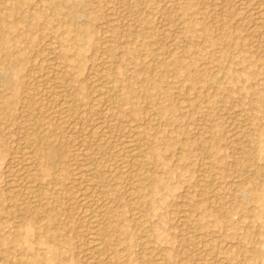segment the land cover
Wrapping results in <instances>:
<instances>
[{"label": "rangeland", "instance_id": "rangeland-1", "mask_svg": "<svg viewBox=\"0 0 264 264\" xmlns=\"http://www.w3.org/2000/svg\"><path fill=\"white\" fill-rule=\"evenodd\" d=\"M68 13H73L74 19L69 20ZM85 28V35H80ZM104 50L108 52L104 54ZM107 70L117 82V98L114 95L111 100L102 92ZM0 75L1 264H16L14 260L24 255L27 264H108L102 258L89 257L86 243L91 216L98 213V224L106 225L107 209H99V213L92 206L95 202L103 206L106 196L99 192L89 199L94 200L86 209L75 195L79 194L78 186L69 183L79 165L78 146L84 143L98 159L97 170L103 174L96 180L98 185L109 179V174L104 176L106 172L117 174L127 160L124 146L131 126L142 134L144 146L147 144L142 159L147 170L143 169L136 179L141 178L146 185L144 211L129 201V188L136 181L118 180L122 197L112 204L110 213L119 220L122 234L105 237L111 264H149L151 255L159 264H264V0H0ZM60 76L69 79H65L68 87L60 85ZM73 86L78 91H73ZM55 97L77 101L78 118L67 127L51 115L56 108ZM32 118L44 121L40 129L44 141L50 136L47 143L55 140L53 150L45 151L47 162L50 158L52 164L59 158L66 160L67 174L47 176L48 185L36 191L41 195L50 189V198L37 197L36 204L34 199L28 209L17 211L12 202L15 192L24 196V183L15 172L27 152L23 150L28 145L24 131ZM147 118L154 123L151 125ZM245 128L250 133L252 175L241 172L244 143L239 133ZM119 155L123 157L119 159ZM155 178L163 180L162 186L152 183ZM210 179L213 182L206 189L205 181ZM122 184L128 186L123 189ZM212 194L223 203L222 213L205 201ZM45 203L53 209L50 218L37 207ZM13 210L18 218L10 216ZM184 212H192L193 220L181 222ZM16 220L21 222L17 231L29 237V250L25 252L16 251L13 243ZM47 238L52 241V253L45 250ZM214 242L223 243V247L213 249Z\"/></svg>", "mask_w": 264, "mask_h": 264}, {"label": "bare ground", "instance_id": "bare-ground-1", "mask_svg": "<svg viewBox=\"0 0 264 264\" xmlns=\"http://www.w3.org/2000/svg\"><path fill=\"white\" fill-rule=\"evenodd\" d=\"M42 1V0H41ZM26 2V1H25ZM134 2V1H133ZM27 4V3H26ZM129 4V3H128ZM135 4V3H134ZM140 4V3H139ZM139 6V5H138ZM64 7H65V4H64ZM140 7V6H139ZM132 8H133V6H132ZM135 8V7H134ZM18 9V8H17ZM136 9H137V7H136ZM139 10V9H138ZM76 13V12H75ZM77 14V13H76ZM65 15H67V17L69 18V20L70 19H74V14L73 13H68V14H65ZM65 15H61V16H65ZM78 15V14H77ZM27 17V16H26ZM25 17V18H26ZM28 17H30V16H28ZM66 17V16H65ZM66 17V18H67ZM77 18V17H76ZM29 19V18H28ZM68 20V19H67ZM68 22V21H67ZM141 22V21H140ZM77 23V22H76ZM73 24V21L72 22H69L68 23V25L69 26H71ZM167 26V25H166ZM73 27V26H72ZM54 28V27H53ZM69 28V27H68ZM142 28V27H141ZM77 30H79V29H77ZM77 30H75V31H77ZM104 30V29H103ZM86 28L85 29H81L80 30V35H85V33H86ZM139 31H141V30H139ZM169 31V30H168ZM78 32V31H77ZM135 32V31H134ZM135 34V33H134ZM87 35V34H86ZM80 37V36H79ZM105 43V42H104ZM171 43V42H170ZM198 45V44H197ZM108 47H110V46H108ZM111 48V47H110ZM112 49V48H111ZM108 51H109V49H107ZM108 51H105L104 50V54L106 53V52H108ZM111 51V50H110ZM171 51V50H170ZM8 52V51H7ZM113 52V51H112ZM111 52V53H112ZM52 54V53H51ZM50 54V55H51ZM115 54V53H114ZM112 54H109V57L111 58V57H113V56H111ZM106 56V55H105ZM49 58H53L52 56H50ZM60 58V57H59ZM67 58V57H66ZM109 58V59H110ZM56 59V57L54 58V60ZM71 59V58H70ZM72 59H73V57H72ZM102 59H104V58H102ZM108 59V57H107V59H105L106 61L107 60H109ZM57 60V59H56ZM112 60H114L113 58H112ZM48 61V60H47ZM14 62V61H13ZM49 62H51V61H49ZM53 62V61H52ZM112 62V61H111ZM69 63V62H68ZM113 63V62H112ZM53 64V63H52ZM55 64H57V63H54V65ZM60 64V63H59ZM103 64V63H102ZM107 64H108V61H107ZM53 65V67H55ZM61 65V64H60ZM105 65V64H104ZM110 65H113V64H111L110 63ZM115 65V64H114ZM58 66V69L59 68H61V66L59 67V65H57ZM71 66V65H70ZM100 66H101V64H100ZM99 66V67H100ZM63 67V66H62ZM67 67V66H66ZM102 67V66H101ZM104 67V66H103ZM110 67V66H109ZM111 68V67H110ZM102 69H104V68H102ZM106 69V68H105ZM104 69V70H105ZM108 69V68H107ZM52 70V69H51ZM62 70V69H61ZM63 70H65V68L63 69ZM62 70V71H63ZM112 70V69H111ZM54 71H57V70H54ZM113 71H114V68H113ZM59 72V71H58ZM61 72V71H60ZM64 72V71H63ZM101 72V71H100ZM156 72V71H155ZM54 73V72H53ZM97 73V72H96ZM99 73V72H98ZM60 74H62V73H60ZM69 74V73H68ZM175 74V73H174ZM100 75H101V73H100ZM116 75V74H115ZM0 76H2V75H0ZM61 76H64V74H62ZM60 76V85L62 86V87H68V83L66 82V80L65 79H67V78H63V77H61ZM57 78H58V76H57ZM105 85H104V88H103V90H102V92H104L105 93V95L111 100V97L113 98V96L115 95L116 96V87H117V85H116V78H115V76L110 72V70H107L106 71V75H105ZM70 79H72V78H70ZM3 80V79H2ZM1 80V81H2ZM67 80H69V79H67ZM98 80V79H97ZM96 80V81H97ZM103 80V79H102ZM118 80V79H117ZM4 81V80H3ZM55 81V80H54ZM57 81H59V80H57ZM104 81H103V83H104ZM77 82V81H76ZM3 83V82H2ZM69 83H70V81H69ZM72 83V82H71ZM73 83H75V82H73ZM99 83V82H98ZM102 83V84H103ZM96 85H97V83H95ZM56 85H58V84H56ZM59 85V86H60ZM67 85V86H66ZM60 86V87H61ZM76 86V85H75ZM103 86V85H102ZM58 87V86H57ZM77 87H78V84H77ZM98 87V86H97ZM96 87V88H97ZM100 87H101V84L99 85V89H100ZM72 88H74V86L72 87ZM76 88V87H75ZM73 89V91L75 90H77V89ZM95 88V87H94ZM59 89V88H58ZM69 89V88H68ZM80 89V88H79ZM59 90H61V88L59 89ZM65 90V89H64ZM120 90V89H119ZM119 90H118V92H119ZM62 91H63V89H62ZM71 91H72V89H71ZM73 91H72V93H73ZM78 91V90H77ZM95 90H93L92 92H94ZM97 91V90H96ZM45 92V91H44ZM52 92H54V91H52ZM39 93V92H38ZM38 93H37V95H38ZM41 93H43V92H41ZM50 93V92H49ZM56 93V92H55ZM64 93V92H63ZM71 93V92H70ZM71 93V94H72ZM76 93V92H75ZM57 94V93H56ZM59 94V93H58ZM62 94V93H61ZM96 94V93H95ZM103 94V93H102ZM43 95H45V93L43 94ZM53 95V94H52ZM55 95V94H54ZM66 95V92H65V94H64V96ZM68 95V94H67ZM70 95V94H69ZM76 95V94H75ZM101 95V94H100ZM100 95H95L96 97H99ZM104 95V94H103ZM57 96V95H56ZM94 96V95H93ZM102 96V95H101ZM36 97V96H35ZM38 97V96H37ZM63 97V96H62ZM60 98V97H55L57 100H55L56 101V108L55 109H52V112H53V110H54V112L53 113H51V115H53L54 116V120H55V118L57 117V120H61V123L65 126V125H67L68 126V124H70V123H73L77 118H78V105H77V101H75L76 100V98H74L72 95H71V97H73L74 99H69L68 97H66V98ZM75 97H77V96H75ZM50 98H52V96L50 97ZM69 100H68V99ZM101 98V97H100ZM99 98V99H100ZM116 98H117V96H116ZM53 99V98H52ZM95 99V98H94ZM115 99V98H114ZM27 100V99H26ZM105 100V99H104ZM31 101V100H30ZM182 101V100H181ZM53 102H54V100H53ZM97 102V101H96ZM30 102H27L26 104H29ZM79 103H80V101H79ZM98 103V102H97ZM105 103H109L108 101H106ZM105 103H103L104 105H105ZM115 103V102H114ZM31 104V103H30ZM81 104V103H80ZM100 104V105H99ZM98 105L99 106H101L102 104L101 103H99ZM113 104V103H112ZM103 105V106H104ZM111 105V104H110ZM93 106V105H92ZM95 106V105H94ZM108 106V105H107ZM112 106V105H111ZM122 106V105H121ZM29 107V106H28ZM55 107V106H54ZM81 107V106H80ZM105 107V106H104ZM109 107V106H108ZM107 107V108H108ZM113 107V106H112ZM31 108H33V107H31ZM30 108V109H31ZM101 108V107H100ZM103 108V107H102ZM107 108H106V110H107ZM110 108V107H109ZM114 108V107H113ZM112 108V109H113ZM112 109H110L111 111H112ZM116 109V108H115ZM51 110V109H50ZM97 110H98V108H97ZM30 111V110H29ZM28 111V112H29ZM32 111V110H31ZM37 111V110H36ZM49 111V110H48ZM82 111V110H81ZM100 111V110H99ZM103 111V110H102ZM102 111H100V113L102 112ZM110 111V112H111ZM117 111V110H116ZM39 112V111H38ZM85 112V111H84ZM110 112H108V113H110ZM113 112V111H112ZM118 112V111H117ZM104 113V114H103ZM102 114L103 115H106L105 114V112H103ZM119 113V112H118ZM151 113V112H150ZM150 113H148V114H150ZM30 114V113H29ZM28 113H27V115H29ZM32 114V113H31ZM83 114V113H82ZM87 114V113H86ZM112 114V113H111ZM121 114V113H120ZM152 115H153V113H151ZM80 115V114H79ZM108 115V114H107ZM114 115V114H113ZM116 115V114H115ZM147 115V114H146ZM145 115V116H146ZM151 115V116H152ZM35 116H37L36 115V113H35ZM40 116V115H39ZM81 116V115H80ZM110 116H112V115H110ZM151 116H149V117H151ZM42 117V116H41ZM105 117V116H104ZM129 117V116H128ZM127 117V118H128ZM154 117V119H155V115L153 116ZM45 118H47V117H45ZM82 118V117H81ZM122 118H124L123 116H122ZM152 118V117H151ZM151 118H147L148 119V122L152 125L154 122V119H151ZM30 119V118H29ZM106 119H107V117H106ZM112 119H113V117H112ZM114 119H115V117H114ZM130 119H131V117H130ZM129 119V120H130ZM57 120H55V121H57ZM73 121V122H72ZM81 121H83L82 119H81ZM109 121V120H108ZM119 121V120H118ZM122 121V120H121ZM121 121H119V123L121 122ZM127 121H128V119H127ZM132 121H133V119H132ZM24 122V121H23ZM80 122V121H79ZM101 122V121H100ZM99 122V123H100ZM105 122V121H104ZM110 122H111V120H110ZM115 121L113 120V123H114ZM145 122H147V121H145ZM144 122V123H145ZM148 122H147V124H148ZM233 122V121H232ZM57 123V122H56ZM102 123V122H101ZM100 123V124H101ZM112 123V122H111ZM139 123V122H138ZM141 123V122H140ZM98 124V123H97ZM99 124V125H100ZM110 124V123H109ZM108 124V125H109ZM121 124V123H120ZM126 124V123H125ZM131 124H133L132 122H131ZM142 124V123H141ZM140 124V125H141ZM23 125V124H22ZM61 125V124H60ZM62 125V126H63ZM76 125V124H75ZM93 125V124H92ZM98 125V126H99ZM117 125H119L118 123H117ZM116 125V126H117ZM139 125V124H138ZM150 125V126H151ZM156 125V124H155ZM44 126V121L42 120V118H40V119H38V118H32L31 120H29L28 121V124H27V127L25 128L26 129V131H24V133L25 132H27V140H28V145L26 146V148H23V150L24 149H26L27 150V152H25L24 153V151H23V153H24V158H23V160L20 162V164H19V169H17L18 171H16L15 173H17V172H19V176H21L22 177V181H23V183H24V193H23V195L24 196H19L20 195V193L19 192H15L16 193V195L14 196V194H13V196H14V198H15V200H14V202H12V203H14L13 204V206H14V209L15 210H17V211H19V208H26V209H28L29 208V205L32 203L31 201L32 200H34L35 199V201L37 200V197H39V198H44V199H49L50 197H48V193H49V190H48V193L45 191L44 193H42L41 195L39 194V192H37L36 190L39 188H41V186H43V185H48V183H49V181L48 180H46L45 178L47 177V176H51V177H53V178H57L58 176H62L61 174H67L66 173V170H65V166H67V165H65L66 163H64L65 161H63V159L61 160V158H59L58 159V161L57 162H55L54 164H52V162L50 163L49 161L51 160V158L49 159V161L47 162V160H46V155H45V151L46 150H50L52 147H55V140H54V142L53 141H51V143L49 142V143H47L48 141H49V138L51 137H49L48 138V141L46 142V139H45V141L42 139V137H41V131H40V129H42V127ZM67 126H65V127H67ZM77 126V125H76ZM103 126V125H102ZM111 126V125H110ZM136 126V125H135ZM70 127V126H69ZM68 127V128H69ZM79 127V126H78ZM114 127H115V125H114ZM127 127H129V126H126L125 127V130H126V128ZM132 128H130L129 129V131H128V141L126 142L125 141V146H124V149H126V153H127V160H126V162L123 164V166L121 167V169H120V171H118V173L117 174H113V173H107L106 172V170H105V172H106V174L104 175V176H106L107 174H109L108 176V180H106V183L104 184V185H98V183H97V181L96 180H98L99 178H98V176L99 175H101V174H99V171L97 170V160H95V158H94V156H93V153L90 151V148L87 146V144L86 143H84V144H80L79 146H78V148H79V153L77 154L76 153V159H73V162H74V160H76V162H79V165L77 166V168H75L76 170H75V173H73L72 175H73V177L71 178V181L70 182H72V183H69V184H74V185H76V186H78L77 187V189H79V194H76L75 193V195H79V202H80V204H81V206L82 207H87L88 206V208H89V203H91V201H93V200H89L90 198H93V197H95V196H97L98 195V193L100 192V195L101 194H103V195H105L104 197H105V200H104V204H103V206H98V205H96L97 204V202H95V203H93L92 204V206L94 207V209L96 210V209H98V211H99V209H102V208H106L107 209V211H106V220L105 221H107L106 222V225H104V227H103V224H102V222H101V224L99 225L98 224V221H97V219H96V216H98V213H97V215L96 216H91L89 219H88V221H89V225L91 226L90 228H91V231L90 232H88V234L86 233V235H87V241L88 242H86L87 244L89 243V248H88V252H89V257H91V258H102V259H104V262H106V263H108V264H111V254L109 255V253H108V251H110V250H108V249H106V246H105V237H107L108 235H110V236H112V235H116V236H120V234H122V229H121V224H120V222H119V220L113 215V214H111L110 212V209H111V207H112V204H114V203H117L118 202V200L119 199H121L120 198V196H121V194H120V192L118 191V184H119V182H118V180H127V179H129V180H132V182H133V179L136 181V179L137 178H139L142 174H143V169L145 168V166H143V163L145 164V160H144V162H143V158H144V155H145V153L147 152V151H145L146 150V148H145V146L147 145H145L144 146V138L142 137V134L137 130V128H135V127H133V126H131ZM155 127V126H154ZM61 128V127H60ZM74 128H75V126H74ZM73 128V129H74ZM80 128V127H79ZM89 128V127H88ZM95 128V127H94ZM96 128H97V126H96ZM103 128V127H102ZM105 128H107V126L105 127ZM153 128V127H152ZM25 129H23V130H25ZM62 129H64L63 127H62ZM66 129V128H65ZM70 129V128H69ZM93 129V128H92ZM104 129V128H103ZM112 129V128H111ZM156 129V128H155ZM61 130V129H60ZM75 130H77L76 128H75ZM87 130H89V129H87ZM100 130V129H99ZM117 130H119V129H117ZM128 130V129H127ZM241 130V129H240ZM62 131V130H61ZM74 131V130H73ZM85 131H86V129H85ZM93 131V130H92ZM96 131V130H95ZM94 131V132H95ZM49 132V131H48ZM63 132H65V131H63ZM67 132V131H66ZM65 132V133H66ZM103 132V131H102ZM101 132V133H102ZM107 132V131H106ZM121 132H122V130H121ZM237 132H239V131H237ZM50 133V132H49ZM49 133H48V135H49ZM53 132H51V134H52ZM68 133H70V132H68ZM68 133H66V134H68ZM73 133V132H72ZM85 133V132H84ZM88 133V132H87ZM90 133V132H89ZM89 133H88V136H89ZM93 133V132H92ZM91 133V134H92ZM100 133V134H101ZM108 133V132H107ZM110 133V132H109ZM108 133V134H109ZM50 134V135H51ZM54 134V133H53ZM62 134V133H61ZM81 134H82V132H81ZM123 134V133H122ZM127 134V133H126ZM125 134V135H126ZM240 135V137H241V139H242V141H243V143H244V145H243V151H241L242 153V157H243V159H244V161L242 162V164H241V172H243L242 174H247V175H252L255 171H253L252 170V168H251V162H250V155H249V139H250V133L246 130V128L245 129H243L240 133H239ZM25 135V134H24ZM47 135V134H46ZM55 135H57V134H55ZM74 135V134H73ZM80 135V134H79ZM83 135V134H82ZM107 135V134H106ZM235 135V134H234ZM53 136V135H52ZM87 136V135H86ZM93 136V135H92ZM238 136V137H239ZM44 137H46V136H44ZM57 137V136H56ZM71 137V136H70ZM73 137V136H72ZM79 137V136H78ZM85 137V136H84ZM123 137H125V136H123ZM122 136H121V138H123ZM24 138V137H23ZM26 138V137H25ZM55 138V137H54ZM69 138V137H68ZM83 138V137H82ZM81 138V139H82ZM86 138V137H85ZM91 138V137H90ZM102 138H103V136H102ZM111 138V137H110ZM152 138V137H151ZM74 139V138H73ZM72 138H71V140H73ZM93 139V138H92ZM101 139V138H100ZM104 139H105V137H104ZM125 139H126V137H125ZM238 139V138H237ZM60 140V139H59ZM61 140H63V139H61ZM66 140V139H65ZM78 140V139H77ZM85 140V139H84ZM127 140V139H126ZM151 140V139H150ZM24 141V140H23ZM22 141V142H23ZM102 142H105V141H107V139L105 140V141H103V140H101ZM152 141V140H151ZM12 142V141H11ZM53 142V143H52ZM57 142V141H56ZM81 142H82V140H81ZM91 142V141H90ZM89 142V143H90ZM93 142V141H92ZM96 142H98V140L96 141ZM109 142H111L110 140H109ZM74 143V142H73ZM95 143V142H94ZM93 143V144H94ZM107 143V142H106ZM21 144V143H20ZM60 144V143H59ZM68 144V143H67ZM66 144V145H67ZM71 144H72V142H71ZM86 144V145H85ZM58 145V144H57ZM56 145V146H57ZM63 145H65V144H63L62 143V146ZM76 145V144H75ZM96 145V144H95ZM94 145V146H95ZM102 145H104V144H102ZM204 145V144H203ZM69 146V145H68ZM97 146V145H96ZM95 146V147H96ZM110 146V145H109ZM118 146V145H117ZM117 146H115V147H117ZM120 146H121V144H120ZM58 147V146H57ZM61 147V146H60ZM75 147V146H74ZM99 147V146H98ZM112 147V146H111ZM113 147H114V145H113ZM148 147V146H147ZM62 148V147H61ZM73 148V147H72ZM97 148V147H96ZM145 148V149H144ZM55 149V148H54ZM56 149H58V148H56ZM63 149V148H62ZM103 148L101 147V145H100V150H102ZM112 149V148H111ZM123 149V150H124ZM147 149H149V148H147ZM203 149V148H202ZM53 149H51V151H52ZM74 150H76V149H74ZM78 150V149H77ZM106 150V149H105ZM50 151V152H51ZM58 151V150H57ZM96 151V150H95ZM109 151V150H108ZM115 151V150H114ZM121 151V150H120ZM203 151V150H202ZM236 151V150H235ZM49 152V151H48ZM77 152V151H76ZM110 152V151H109ZM119 152V151H118ZM156 152V151H155ZM57 153V152H56ZM72 153H73V151H72ZM74 153H75V151H74ZM102 153H104V152H102ZM116 153V152H115ZM119 153H121V152H119ZM125 153V152H124ZM150 153V152H149ZM22 153H20V155H21ZM53 154H54V152H53ZM122 154V153H121ZM56 155V154H55ZM66 155V154H65ZM105 155H106V153H105ZM109 155V154H108ZM107 155V156H108ZM111 155V154H110ZM124 155H126V154H124ZM239 155V154H238ZM39 156L41 157V159H39ZM50 156V155H49ZM52 156V155H51ZM60 157H62L61 155H59ZM72 156H73V154H72ZM114 156H116V155H114ZM113 156V157H114ZM120 156V155H119ZM17 157V156H16ZM56 157H58L57 155H56ZM56 157H54V158H56ZM66 157V156H65ZM75 157V156H74ZM104 157V156H103ZM106 157V156H105ZM104 157V158H105ZM111 157V156H110ZM123 157V156H122ZM121 156H120V158L119 159H121L122 158ZM125 157V156H124ZM155 157V156H154ZM49 158V157H48ZM150 158H151V156H150ZM241 158V157H240ZM69 159V158H68ZM67 159V160H68ZM71 159V158H70ZM125 159V158H124ZM18 160H20V159H18ZM56 160V159H55ZM54 160V161H55ZM115 160V159H114ZM117 160V159H116ZM53 161V160H52ZM72 161V160H71ZM70 161V162H71ZM99 161H100V159H99ZM118 161V160H117ZM117 161H116V163H117ZM121 161H123V160H121ZM249 162H250V165H249ZM100 163V162H99ZM114 163V162H113ZM116 163H115V165H116ZM119 163V162H118ZM76 164H78V163H76ZM105 164H106V162H105ZM120 164V163H119ZM149 164H150V162H149ZM149 164H146V165H149ZM74 165V164H73ZM101 165V164H100ZM104 165V164H103ZM110 165V164H109ZM70 166H71V164H70ZM105 166V165H104ZM103 166V167H104ZM108 166V165H107ZM119 166V165H118ZM154 166V165H153ZM206 166V165H205ZM75 167V166H74ZM110 167V166H109ZM112 167H114V166H112ZM116 168H119V167H117V166H115ZM144 167V168H143ZM17 168H18V166H17ZM73 168V167H72ZM105 168V167H104ZM147 168V167H146ZM16 169V168H15ZM69 169H71L70 167H69ZM109 169V168H108ZM110 169H112V168H110ZM114 169V168H113ZM149 169V168H148ZM117 170V169H116ZM119 170V169H118ZM147 169H144V171H146ZM155 170V169H154ZM153 170V171H154ZM206 171H207V169H205ZM72 171V170H71ZM109 171V170H108ZM114 171V170H113ZM68 172V171H67ZM104 172V173H105ZM149 172V171H148ZM103 173V172H102ZM207 173V172H206ZM69 174H71V173H69ZM203 174H205V172H203ZM18 175V174H17ZM71 175V176H72ZM103 175V174H102ZM101 175V177H103ZM152 175H155V174H152ZM16 176V175H15ZM18 176V177H19ZM55 176V177H54ZM144 176H145V174H144ZM146 176H147V174H146ZM204 176V175H203ZM205 176H207L206 174H205ZM63 177V176H62ZM65 177V176H64ZM208 177V176H207ZM210 177V176H209ZM252 177V176H251ZM65 178H68V177H65ZM105 178H107V177H105ZM204 178V177H203ZM51 179V178H50ZM143 179V178H142ZM211 179H213V178H211ZM211 179L210 180H206L205 181V188L207 189V188H209V186H210V184L213 182V181H211ZM17 180V179H16ZM19 180V179H18ZM58 180V179H57ZM61 180V179H60ZM67 179H65V181H66ZM69 180V179H68ZM146 180H147V178H146ZM146 180H145V182H146ZM214 180V179H213ZM55 181V180H54ZM64 181V180H63ZM65 181H64V183H65ZM143 180H141V178L140 179H138V181H136V182H134V184H132L131 186H130V190H131V193H129L130 194V200L129 201H132V203L135 205V207L138 209V210H143V207H144V203H143V199H144V195H145V191H146V185L142 182ZM201 181H203V180H201ZM16 182V181H15ZM19 182V181H18ZM60 182V181H59ZM62 182V181H61ZM68 182V181H67ZM125 182H127L128 183V181H125ZM17 183V182H16ZM22 183V182H21ZM22 183V184H23ZM97 183V184H96ZM100 183V182H99ZM130 183H131V181H130ZM153 184H158L159 183V185H161V183H163V180L162 179H159V178H155L154 179V182H152ZM204 183V182H203ZM19 184V183H18ZM51 184V183H50ZM52 184H54V183H52ZM55 184H57V183H55ZM66 184V183H65ZM124 184V183H123ZM122 184V185H123ZM202 184V183H201ZM67 185V184H66ZM20 186V185H19ZM56 186V185H55ZM61 185H59V187H60ZM63 186V185H62ZM65 186V185H64ZM73 186V185H72ZM71 186V187H72ZM126 186H128V185H126ZM125 186V187H126ZM158 186V185H157ZM162 186V185H161ZM58 187V188H59ZM70 187V186H69ZM75 187V186H74ZM98 187H100L101 189H103L102 191H99V189H97ZM124 187V185H123V189L125 188ZM204 186H202V188H203ZM63 188H65V187H63ZM68 188V187H67ZM211 188V187H210ZM216 188V187H215ZM17 189V188H16ZM20 189H21V187H20ZM70 189H72V188H70ZM120 189V188H119ZM204 189V188H203ZM202 189V190H203ZM52 190V189H51ZM61 190H63L62 188H61ZM60 189H59V191H61ZM65 190V189H64ZM209 190V189H208ZM22 191V190H21ZM55 191H57V190H55ZM66 191H68V190H66ZM65 191V192H66ZM74 191V190H73ZM126 191V190H125ZM203 191H205V189L203 190ZM13 193H14V191H12ZM53 192V191H52ZM70 192H71V190H70ZM122 192H124V191H122ZM210 192V191H209ZM11 193V192H10ZM50 193H51V191H50ZM59 193V192H58ZM67 193V192H66ZM205 193V192H204ZM74 194V193H73ZM127 194V193H126ZM125 194V195H126ZM210 194H211V192H210ZM55 195V194H54ZM53 195V196H54ZM58 195V194H57ZM56 195V196H57ZM103 195H102V197H103ZM128 195V194H127ZM204 195V194H203ZM52 196V197H53ZM56 196H55V198H56ZM60 196V195H59ZM99 196V195H98ZM148 196V195H147ZM211 196V195H210ZM65 197V196H64ZM122 197V196H121ZM128 197V196H127ZM208 197H209V195H208ZM207 197V198H208ZM13 198V199H14ZM129 198V197H128ZM128 198H126V199H128ZM222 198V197H221ZM61 199V201L63 200L62 198H60ZM96 199V198H95ZM98 199V198H97ZM100 199V198H99ZM9 200H10V198H9ZM40 200V199H39ZM53 200H54V197H53ZM57 200V199H56ZM71 200H72V198H71ZM75 200H77L76 198H75ZM102 199H100V201H101ZM211 200V201H210ZM60 201V202H61ZM98 201V200H97ZM126 201V200H125ZM206 202H210L209 204H210V206H212L217 212H219V213H222L223 212V210H224V205H223V203L221 202V200L219 199V197H218V195L216 194V195H213L212 194V196H211V198H209V199H207V200H205ZM11 202V201H10ZM31 202V203H30ZM38 201H36L35 202V204L37 203ZM55 202V201H54ZM67 202V200L64 202V203H66ZM73 202H74V200H73ZM57 203V202H56ZM76 203V202H75ZM100 203V202H99ZM182 203V202H181ZM33 204V203H32ZM61 204V203H60ZM77 204V203H76ZM226 204V203H225ZM63 205V204H62ZM101 205H102V203H101ZM13 206H10V207H12L13 208ZM31 206V205H30ZM114 206V205H113ZM121 206H123V205H121ZM128 206H130V205H128ZM147 206H148V204H147ZM209 206V205H208ZM33 207V206H32ZM35 207H36V205H35ZM38 207V209L39 210H41V213L42 214H44V215H46V216H48V218H50L51 216H50V214L53 212V209L51 208V206H49V205H47L46 203L44 204V205H39V206H37ZM53 207V206H52ZM56 207H58V206H56ZM72 207V206H71ZM78 207V206H77ZM62 208V207H61ZM60 208V209H61ZM130 208V207H129ZM189 208H190V206H189ZM33 209V208H32ZM37 209V210H38ZM68 209V208H67ZM87 209V208H86ZM91 209V208H90ZM89 209V210H90ZM145 209V208H144ZM151 209V208H150ZM15 210H13L12 212H11V214H10V216L11 217H13V218H15V216L18 214H16L15 213ZM34 210V209H33ZM54 210H56V209H54ZM62 210V209H61ZM60 210V211H61ZM81 210V209H80ZM92 210V209H91ZM133 210V209H132ZM30 211V210H29ZM64 211H67V210H64ZM84 211V210H83ZM97 211V210H96ZM103 211V210H102ZM144 211V210H143ZM101 211H99V213H100ZM133 212V211H132ZM135 212V211H134ZM214 212V211H213ZM27 213V212H26ZM32 212H30V214H31ZM38 213V212H37ZM58 213V212H57ZM85 213L87 214H89L90 212H86L85 211ZM96 213V212H95ZM103 213V212H102ZM140 213V212H139ZM144 212H142L141 214H143ZM145 213H146V211H145ZM144 213V214H145ZM185 213V212H184ZM2 214V213H1ZM25 214V213H24ZM29 214V215H30ZM62 214V213H61ZM81 214H83V212H81ZM81 214H79V215H81ZM85 214V215H86ZM136 214V213H135ZM135 214H133V216L135 215ZM181 214H183V213H181ZM198 214V213H197ZM4 215V214H3ZM36 215V214H35ZM54 215V214H53ZM84 215V214H83ZM82 215V216H83ZM139 215V214H138ZM69 216V215H68ZM146 216V215H145ZM65 217V216H64ZM85 217V216H84ZM135 217V216H134ZM136 217H138V216H136ZM198 217V216H197ZM221 217V216H220ZM219 217V218H220ZM5 218V217H4ZM16 218H18L17 216H16ZM21 218V217H20ZM41 218V217H40ZM40 218H38V219H40ZM44 218V217H43ZM83 218V217H82ZM87 218V217H86ZM103 218H105V217H103ZM192 218H194V215H192V212L190 213H185L184 214V216H182V220H181V222H183V223H188V221L189 220H191ZM85 219V218H84ZM83 219V220H84ZM138 219V218H137ZM198 219V218H197ZM196 219V220H197ZM11 220H13V219H11ZM21 220V219H20ZM20 220L18 221V220H16V223L15 222H13V223H15V227H14V231L15 232H17L16 233V235H15V237H14V239H13V243H15L16 244V251H17V249H20V252H25V251H27V250H29V237H27V236H25V235H23V233H21V232H18L17 230L21 227V222H20ZM141 220H142V218H141ZM140 220V221H141ZM193 220V219H192ZM1 221V220H0ZM5 221V220H4ZM86 221H87V219H86ZM139 222V221H138ZM142 222H145V221H142ZM180 222V221H179ZM104 223V222H103ZM4 224V223H3ZM6 224V223H5ZM138 224V223H137ZM142 223H140V225H141ZM47 225H48V223H47ZM136 225V224H135ZM143 225H144V223H143ZM181 225V224H180ZM182 226V225H181ZM187 227H188V225H186ZM7 227V226H6ZM32 227H33V229L34 230H36L35 228V225H32ZM49 227V226H48ZM51 227V226H50ZM56 227V226H55ZM137 227V226H136ZM89 228V229H90ZM138 228V227H137ZM182 228H184V227H182ZM55 229V228H54ZM62 228H57V230H61ZM142 229V228H141ZM189 229V228H188ZM191 229V231H192V228H190ZM195 229V228H194ZM193 229V230H194ZM52 230H53V228H52ZM145 230V229H144ZM186 230V229H185ZM199 230V229H198ZM7 231V230H6ZM186 231H188V230H186ZM185 231V232H186ZM54 232V231H53ZM141 232V231H140ZM146 232V231H145ZM145 232H142V233H145ZM4 233V232H3ZM141 233V234H142ZM190 233V232H189ZM194 232H191V234H193ZM42 234V233H41ZM57 234V233H56ZM140 234V233H139ZM44 235V234H43ZM58 235V234H57ZM56 235V236H57ZM188 235V237H190L189 236V234H187ZM3 236V235H2ZM45 236V235H44ZM51 236V235H50ZM145 236V235H144ZM149 236V235H148ZM200 236H201V234H200ZM54 238H56L55 236H53ZM192 237V236H191ZM54 238H52V239H54ZM142 238V237H141ZM196 238V237H195ZM200 238V237H199ZM46 239V238H45ZM85 239V238H84ZM116 239V238H115ZM145 239H146V237H145ZM147 239H148V237H147ZM197 239V238H196ZM213 239V238H212ZM144 240V239H143ZM121 241V240H120ZM150 241V240H149ZM215 241V240H214ZM151 242H152V240H151ZM150 242V243H151ZM192 242V241H191ZM197 242V244H198V241H196ZM211 242H213V241H211ZM219 243H220V241H218ZM218 242H214L211 246H213L212 248L214 249V248H217V247H220V248H222L223 246V243H222V245L221 244H219ZM45 243V242H44ZM46 245H48V246H46L45 247V250H46V252L47 253H52V250H51V246L50 245H52L51 243H52V241L50 240V238H47V240H46ZM114 243V242H113ZM142 243H143V241H142ZM148 243V242H147ZM150 243H149V245H150ZM202 243V242H201ZM143 244H145V242L143 243ZM227 244V243H226ZM225 244V245H226ZM55 245V244H54ZM195 245H196V243H195ZM199 245V244H198ZM202 245V244H201ZM58 246V245H57ZM203 246V245H202ZM144 247V246H143ZM147 247V246H146ZM149 247V246H148ZM210 247V246H209ZM226 247H228V245L226 246ZM59 248V247H58ZM87 248V247H86ZM145 248V247H144ZM150 248H152V247H150ZM149 248V249H150ZM203 248H204V246H203ZM106 249V250H105ZM118 249H120V248H118ZM146 249V248H145ZM144 249V250H145ZM153 249H154V247H153ZM219 249V248H218ZM228 249V248H227ZM108 250V251H107ZM147 250V249H146ZM208 250V249H207ZM222 250V249H221ZM154 250H152V252H153ZM210 251V250H209ZM225 251V250H224ZM145 252V251H144ZM151 252V253H152ZM204 252V251H203ZM217 252V251H216ZM215 252V253H216ZM147 253V252H146ZM207 253V252H206ZM214 253V254H215ZM224 253H226V252H224ZM150 254V253H149ZM149 254H147V255H149ZM209 254V253H208ZM228 254V253H227ZM13 255V254H12ZM11 255V256H12ZM41 255V254H40ZM86 255V254H85ZM88 255V254H87ZM210 255V254H209ZM156 256H158V254L156 255ZM211 256H212V254H211ZM211 256L209 257L210 258V261L214 258L213 256V258L211 259ZM217 256H218V254H217ZM83 257V256H82ZM115 257V256H114ZM144 257H146V256H144ZM224 258H226V257H224ZM1 259V258H0ZM88 259V258H87ZM101 259V260H102ZM158 259H159V257H158ZM208 259V258H207ZM219 259V258H218ZM221 259V258H220ZM229 259V258H228ZM27 259H26V255H24V257L23 258H17L16 260H14V262L16 263V264H27V261H26ZM60 260V259H59ZM95 260V259H94ZM97 260V259H96ZM100 260V261H101ZM214 260V259H213ZM212 260V262H214ZM90 261H91V259H90ZM97 261H99V260H97ZM102 262V261H101ZM115 262V261H114ZM147 262L149 263V264H159V261L157 260V257L156 258H154V256L153 255H151L148 259H147ZM208 262V261H207ZM0 264H1V261H0ZM94 264V263H93ZM98 264V263H97ZM101 264V263H100ZM103 264V263H102ZM146 264V263H145ZM162 264V263H161ZM203 264H205V263H203Z\"/></svg>", "mask_w": 264, "mask_h": 264}]
</instances>
